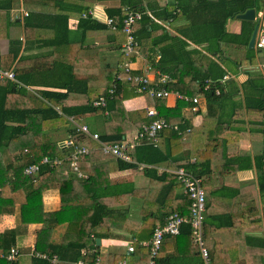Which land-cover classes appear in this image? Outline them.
Here are the masks:
<instances>
[{"label":"crops","instance_id":"obj_1","mask_svg":"<svg viewBox=\"0 0 264 264\" xmlns=\"http://www.w3.org/2000/svg\"><path fill=\"white\" fill-rule=\"evenodd\" d=\"M71 1L90 5L88 12L95 11L100 19L108 16V8L118 7L121 3L120 0ZM167 1L172 3L175 0H153L152 4L158 5L156 7L160 10ZM47 2L20 0L10 10L0 9V50L8 53L11 42L19 40V56L24 59L22 65L34 74V78H29L31 85L20 84H24L32 99L41 105L42 102L48 103L42 90L66 91L49 86L57 81L45 76L51 68V60L73 61L77 72L94 75L106 58L121 52L115 49L116 42H121L120 46L124 43L121 34L115 35L116 41L110 30H89L86 35L83 34L78 28L79 13L71 11L69 38L72 43L66 45L65 42L57 47L40 44L35 36L38 29L25 26V19L34 13H54V2L58 5L63 3L61 0ZM149 2L144 0L147 6L144 11L154 18ZM259 3L261 8L256 10L255 20L240 19L236 15L227 19L225 27L230 36L216 52L208 49L209 42L206 40L197 43L189 39L192 36L190 18L193 16L182 14L177 18H155L158 29L150 28L152 35L142 38L139 54L132 60L135 72L147 71L155 76L165 73L159 68L154 69L151 62H157L161 57L156 41L162 37V30H166L169 36L187 41V50L196 51L191 57L197 66L202 67L201 63L214 59L225 67L227 73L222 81L226 82L229 92L215 103H210L204 93L194 95L200 99L199 112L193 113L188 107L181 114L190 119L191 132L187 131L190 134L182 138H168L170 144L161 141L160 147L165 150L167 147L171 156L159 163L140 162L136 168L125 167L119 161L121 159L104 152L100 141L90 136L75 137L76 142L78 138H83L79 143L87 147L88 152L80 154L75 160L77 168L72 165L70 157L57 164L55 180L42 193L44 212H55L60 224L54 228H50L46 220L23 224L20 204L15 205L13 212L0 215V233L12 228L19 230L16 238V247L21 252L19 264H35L33 252L40 240L45 249L48 245L65 242V239L85 240L87 228L93 220L98 224L91 233L95 242L92 251L101 254L108 264H121L123 261L125 264H140L139 260L144 259L145 254L138 244L149 241L154 228L163 223L173 210L187 209L188 198L177 177L176 182L170 174L175 173L177 167H187V164L190 165L187 168L195 169L203 178L207 194L204 240L212 263L264 264V48L256 44L253 48L249 46L256 23L260 24L258 31L264 25V0H259ZM245 21L251 23L252 32L247 45L252 51L247 50L245 44L248 32L245 33L247 38L245 35L239 37L247 24ZM214 45H211L212 49L217 48V44ZM16 64L9 69L16 71ZM184 70V65H180L178 76L172 77V83L184 77ZM72 98V104H78L79 95L73 94ZM165 100L168 107H174L178 101L174 93ZM149 105L154 103L150 104L143 94L124 101L128 111L146 109ZM72 118L78 124H88L93 132L104 131V116L97 114L90 118H75L71 114L45 122L43 133L64 140L76 127ZM136 133L137 130L123 135L122 140L132 142ZM92 141L97 145L91 146ZM133 148L130 147L128 152ZM1 154L6 164L10 153L4 149ZM191 237L184 232L166 239L162 250L160 248L162 264H205ZM129 245H134L136 253L128 250ZM89 249L82 251L84 253Z\"/></svg>","mask_w":264,"mask_h":264},{"label":"trees","instance_id":"obj_2","mask_svg":"<svg viewBox=\"0 0 264 264\" xmlns=\"http://www.w3.org/2000/svg\"><path fill=\"white\" fill-rule=\"evenodd\" d=\"M24 1L29 2V0ZM33 1L36 3H48V0ZM61 1H63L62 5L54 2V6H56L54 13H34L25 19V26L38 29L35 36L37 40L41 41V43L39 42L40 44L57 47L65 42L66 45L72 43L69 38L71 33V29H69L71 11L79 13L78 28L83 34L86 35L89 30H110L116 41L115 35L119 33L123 37L122 42H125L126 34L122 31V25L128 10L127 7L143 11L147 9L144 0H120L121 3L118 7L107 9L108 16L112 17L114 23L117 25V29H113L104 21L87 14L90 10V5L72 2L71 0ZM152 1L150 0L148 6L153 10L152 14L154 18L152 15L145 13L142 19L135 25L140 44L128 57L131 60H134L139 54L142 38L152 35L150 28L152 30L158 29L156 27V24H158L155 19L156 17L177 18L182 14L186 17L187 15L193 16L190 18L192 36L189 39L197 43L206 40L209 42L208 49L216 52L221 48V43L230 36L226 32L225 27L229 17L235 16L251 7H255L257 11L261 8L259 0H175L172 3L167 1L158 10L156 7L158 5L152 4ZM19 2L20 0H0V9L10 10L15 3ZM84 14H87V16L84 17ZM204 15L205 19H203ZM198 16H202L203 18ZM200 20L204 23L203 26ZM245 22L247 24L243 27V31L239 37L248 32V38L245 35L247 38L245 44L247 50L252 51L247 45L252 32V28H250L251 23L249 21ZM162 31V37L159 41H156L160 47L161 57L157 62H151L152 66L154 69L159 68L162 72L168 73L171 77L178 76L180 65H184L185 67L184 77L176 83H169L168 88L178 90L190 96L204 93L210 103H215V101L226 97L225 95L229 90L226 87V82L222 81L227 73L226 68L214 59L201 63L202 67L200 65L197 66V62L193 59V56L191 57L196 51L194 49L191 51L187 50L186 46L188 42L181 37L169 36L166 30ZM200 35H204V37L201 38ZM18 41L11 42V48L8 53H2L0 50V63L4 69H9L15 62L17 63L16 71L14 72L18 80L3 79L0 81V215L13 212L15 205L20 204L22 209L21 221L23 224L46 220L48 226L54 228L57 224H60V220L58 215H55V212H44L42 193L47 188H50L51 181L55 180L54 176L57 164L43 163L42 159L48 156L51 159L59 158L66 160L70 157L69 153L72 149L65 147L62 144V140L55 139L52 134L43 133L45 122H49L51 119H63L65 115L71 114H74L75 118H90L93 115L100 114L104 116L105 123L104 131L99 133V139L104 143H116L122 141L123 135H128L136 130L137 135L144 125L152 122L153 117L147 114L145 108L128 111L124 106L126 99L141 95V93L137 91L136 84L116 79L121 65L127 59V56L122 51V46L119 45L121 42H116L117 47L115 48L121 52L111 58H106L96 68V74H90L91 76H95L94 78L90 75H82L80 71L77 72L73 61L66 63L51 60L49 62L51 68L47 70L45 76L53 77L57 81L50 83L49 86L60 87L66 91L42 90L41 93L47 98L48 103L42 102L41 105L39 101L32 99L27 87L24 85H31L32 81L29 78H34V74L27 71L26 68L24 69L22 65L24 59L19 56L20 46H18ZM214 43L217 44L216 49H212L211 47V45L215 47ZM120 74L122 77H126V74L123 72ZM20 82L24 84H20ZM206 83L210 84V87L207 89L205 88ZM110 89H114V92L110 93ZM217 90H219L218 95L216 94ZM73 94L79 95L78 104H72L74 103L72 100ZM144 95L147 96L150 104L154 103L162 117L172 124H178L180 132L165 128L161 131L159 147H154V145L148 143H141L130 149L129 152L133 158V162L129 163L119 160L123 163L122 166L125 167L136 168L140 162L152 164L169 159L171 154L167 147L166 150L160 147L161 141L170 144V139L182 138L191 132H187V128L191 127L190 119L181 115L185 108L191 106L190 101L178 99L174 107H168L165 98L152 99L148 94ZM100 96H107L106 104L104 106H95L94 101ZM82 139L78 138L77 142L79 143ZM94 145L97 144L92 141L91 146ZM4 149L10 153L6 164H4L1 154ZM31 164L40 165V173L36 180H34L33 176L24 173V169ZM189 166L187 164V167ZM192 170L200 175L195 169ZM170 174L177 182V175L175 173ZM165 175L166 173L163 174V176ZM174 180L171 182L172 187H174ZM186 198H188L187 209H177L171 213L189 216L191 199L188 196ZM165 221L166 218L163 223ZM72 222L69 223V227H71ZM97 224L98 222L93 220L87 228L86 237L89 241H87V238L83 241H66L65 239V242L58 245H48V249L42 247L41 240L38 241L36 244L38 251H45L47 254L49 253L50 257L57 255L58 259L51 262L50 259L33 257L32 260L35 264H78L80 260L94 263L99 256L102 264H108L102 259L101 254L92 251L95 242L91 233L94 232ZM44 230L47 232L46 229ZM184 232L189 233L192 236L191 238H193L191 225L183 223L179 234L167 235L165 237L161 250L166 239L177 237ZM18 234V228L7 229L1 232L0 250L8 252L13 246H16ZM138 245L140 246L139 249L144 250L145 254L144 259H140L141 256L137 253L140 259L138 260L140 264H146L150 258V248L142 243ZM85 248L90 249L83 253L82 250ZM161 250L157 256V264H162L163 262ZM133 252L136 253V249ZM19 253H21L20 250ZM19 257L16 260L0 257V264H19Z\"/></svg>","mask_w":264,"mask_h":264},{"label":"built area","instance_id":"obj_3","mask_svg":"<svg viewBox=\"0 0 264 264\" xmlns=\"http://www.w3.org/2000/svg\"><path fill=\"white\" fill-rule=\"evenodd\" d=\"M126 16L123 19L122 31L126 34V40L122 45V51L127 56L126 61L122 64L119 73L116 75L118 80H126L129 83L137 85V91L141 94H148L152 99L156 98H168L172 93L176 96L177 99H182L185 101L191 102V111L193 113L199 112V103L200 99L197 96H190L180 91H173L168 88V84L173 82V78L168 73H159V75H151L149 72H135V69L132 66V60L128 57L137 49L140 44V40L136 34L135 25L139 22L144 16L146 11L141 9H136L132 7H127ZM28 13H26L27 15ZM87 14L92 15L94 18H97L101 21H104L108 26L113 29H117V25L114 23L112 17L107 16L105 19H100L95 11H90ZM84 14V17L87 16ZM255 44L259 48H264V25L261 26L258 31ZM126 74V77H122L120 73ZM226 78V77H225ZM3 79H12L15 80V72L11 69H4L0 63V81ZM209 88V83L206 84V89ZM114 89H110V93H113ZM219 93V90L216 91ZM107 101V96H100L97 100L94 101L95 106H104ZM147 114L150 117H153V120L150 124L143 126L142 130L138 132L136 138L132 142L127 140H122L121 142L116 143H104L99 137L98 132H93L90 126L86 123L78 124L74 121V118L71 119L75 123L76 127L73 131L62 140V144L65 147L71 148L69 153L70 158L73 159L72 165L76 167V159L80 154L87 153L88 148L84 145H79L76 142L75 137L78 135L90 136L95 140L100 141L102 144V149L106 153L114 155L117 159L124 161H132V158L128 152V149L135 147V145L141 143H148L154 146H157L160 141L161 131L165 128L174 129L179 131L178 124H172L167 119L162 117L159 113L158 108L155 105H149L146 107ZM187 131H190V128H187ZM180 132V131H179ZM63 160L59 158L51 159L48 156L43 157V163H52L60 164ZM24 173L29 176H33L34 180L38 178L40 173L39 164H31L24 169ZM177 175V180L183 188V192L186 196L191 199V208L190 215L184 216L178 213H170L166 216V221L163 224H158L153 231L152 237L149 241L143 242V245L149 246L150 248V258L147 264H157V256L159 255L160 248L164 239L167 235H176L181 231L183 223H189L193 229V242L198 246L199 251L204 259L205 264H213L210 259V253L205 244V235H204V219L206 211V192L203 186V178L195 173L192 169L186 167H179L175 170ZM128 250L133 252L135 250L134 245H129ZM20 256L19 249L16 246H13L8 252H1L0 257H5L8 260H16ZM33 256L50 259L51 261H56L58 259L57 255L50 257L49 254L35 250ZM123 261L121 264H125ZM78 264H102L100 259L97 257L94 263L86 262L80 260Z\"/></svg>","mask_w":264,"mask_h":264},{"label":"water","instance_id":"obj_4","mask_svg":"<svg viewBox=\"0 0 264 264\" xmlns=\"http://www.w3.org/2000/svg\"><path fill=\"white\" fill-rule=\"evenodd\" d=\"M236 17L240 18V19H246V20H255L256 19L255 18L256 17V9H255V7L248 8L245 11L236 14ZM259 25H260L259 22H257L255 27H254L252 36L250 38L249 46L252 48L255 46V40H256V37L258 34ZM98 242H99V240H98Z\"/></svg>","mask_w":264,"mask_h":264}]
</instances>
